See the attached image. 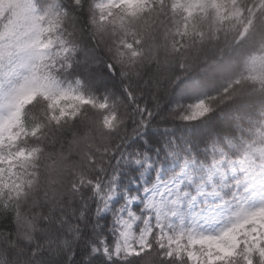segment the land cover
<instances>
[{"label":"snow or ice","instance_id":"snow-or-ice-1","mask_svg":"<svg viewBox=\"0 0 264 264\" xmlns=\"http://www.w3.org/2000/svg\"><path fill=\"white\" fill-rule=\"evenodd\" d=\"M0 264H264V0H0Z\"/></svg>","mask_w":264,"mask_h":264}]
</instances>
